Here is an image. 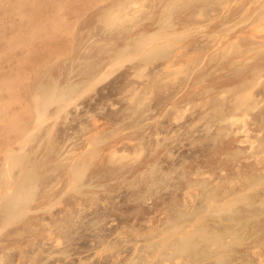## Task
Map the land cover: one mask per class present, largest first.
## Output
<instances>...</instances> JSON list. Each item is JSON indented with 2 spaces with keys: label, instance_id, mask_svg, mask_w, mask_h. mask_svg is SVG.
<instances>
[{
  "label": "rangeland",
  "instance_id": "rangeland-1",
  "mask_svg": "<svg viewBox=\"0 0 264 264\" xmlns=\"http://www.w3.org/2000/svg\"><path fill=\"white\" fill-rule=\"evenodd\" d=\"M0 22V264H264V0H0Z\"/></svg>",
  "mask_w": 264,
  "mask_h": 264
},
{
  "label": "bare ground",
  "instance_id": "bare-ground-1",
  "mask_svg": "<svg viewBox=\"0 0 264 264\" xmlns=\"http://www.w3.org/2000/svg\"><path fill=\"white\" fill-rule=\"evenodd\" d=\"M82 2H83V1H82ZM169 2H170V1H169ZM80 3H81V2H80ZM5 4H6V3H5ZM132 4H133V3H132ZM142 6H143V5H142ZM170 7H171V6H170ZM167 10H169V9H167ZM261 10H263V9H261ZM165 19H166V18H165ZM251 19H253V18H251ZM250 22H251V21H250ZM0 23H1V22H0ZM28 23H29V22H28ZM29 24H30V23H29ZM48 26H49V25H48ZM52 26H53V25H52ZM52 26H51L50 28H52ZM171 26H172V25H171ZM53 29H54V28H52V30H53ZM197 29H198V28H197ZM33 30H34V28H33ZM190 30H192V29L190 28ZM229 30H230V29H229ZM3 31H4V30H3ZM50 32H51V31H50ZM3 33H4V32H3ZM5 33H6V32H5ZM161 33H162V32H161ZM180 33H181V32H180ZM180 33H179V34H180ZM165 34H166V33H165ZM181 34H182V33H181ZM32 35H34V33H33ZM163 35H164V34H163ZM163 35L161 34L162 37H163ZM169 35H171V33H170ZM177 35H178V34H177ZM177 35H176V38H177ZM141 36H142V35H141ZM143 36H144V35H143ZM148 37H149V36H148ZM164 37H165V36H164ZM171 37H172V36H171ZM7 38H8V37H7ZM13 38H14V37H13ZM36 38H37V36H36ZM36 38H35V39H36ZM152 38H153V37H152ZM155 38H156V36H155ZM165 38H167V37H165ZM169 38H170V36H169ZM173 38H175V37H173ZM173 38H172V39H173ZM176 38H175V40H176ZM226 38H227V37H226ZM145 39H146V37H145ZM158 39H161V38H158ZM0 40H1V39H0ZM143 40H144V39H143ZM146 40H147V39H146ZM146 40L143 41V45H144V46H147V45H148L147 48H145V49H148L149 46H150V42L152 41V39L150 38V41H149L148 43H144ZM162 40H163V39H162ZM173 40H174V39H173ZM20 41H21V40H20ZM147 41H148V40H147ZM169 42H170V40H169ZM14 43H15V42H14ZM18 43H19V41H18ZM24 43H25V42H24ZM135 43H136V42H135ZM141 43H142V39H141ZM19 44H20V43H19ZM22 44H23V42H22ZM29 44H30V43H29ZM159 44H163V43H159ZM164 44H165V43H164ZM167 44H168V43H167ZM167 44H166V45H167ZM15 45H16V44H15ZM139 45H140V43H139ZM141 45H142V44H141ZM143 45H142V46H143ZM155 45H156V44H155ZM168 45H169V44H168ZM13 46H14V45H13ZM34 46H35V45H34ZM34 46H33V47H34ZM48 46H49V44H48ZM159 46H160V45H159ZM159 46H158V47H159ZM171 47H172V46H171ZM18 48H19V47H18ZM153 48H154V46H153L151 49H153ZM14 49H15V48H14ZM34 49H35V48H34ZM158 49H161V48H158ZM153 50L155 51V49H153ZM156 50H157V49H156ZM226 50H227V49H226ZM148 51H149V50H148ZM157 51H158V50H157ZM157 51H156V52H157ZM141 52H143V51H141ZM151 52H152V51H151ZM144 53H145V52H144ZM152 53H153V52H152ZM161 53H162V51H161ZM145 54H146V53H145ZM145 54H144V55H145ZM146 55H147V54H146ZM12 59H13V58H12ZM12 59H10V60H12ZM0 61H1V59H0ZM108 67H109V65H108ZM257 74H258V72H257ZM1 75H2V74H1ZM7 75H8V74H7ZM6 78H7V77H6ZM19 80H20V79H19ZM14 81H15V79H14ZM261 81H262V79H261ZM263 81H264V80H263ZM256 82H257V81H256ZM254 83H255V82H254ZM255 84H256V83H255ZM253 85H254V84H253ZM2 86H3V85H2ZM2 86H0V88H1ZM6 86H7V84H6ZM10 86H12V85H10ZM251 86H252V85H251ZM251 86H249V87H251ZM7 87H8V86H7ZM241 87H242V86H241ZM4 88H5V87H4ZM1 89H2V88H1ZM85 89H86V88H85ZM62 90H63V89H62ZM80 91H81V90H80ZM80 91H79V92H80ZM82 92H83V91H82ZM84 92H85V91H84ZM84 92H83V93H84ZM2 93H3V92H2ZM63 93H64V92H63ZM80 93H81V92H80ZM246 94H249V93H246ZM34 95H35V94H34ZM79 95H80V94H79ZM244 95H245V94H244ZM252 95H253V94H252ZM38 96H39V95H38ZM221 96H222V95H221ZM242 96H243V95H242ZM54 97H55V96H54ZM254 97H255V95H254ZM245 98H246V97H245ZM252 98H253V97H252ZM33 99H34V98H33ZM35 99H36V98H35ZM35 99H34V100H35ZM38 99H39V98H38ZM73 99H75V98H73ZM139 100H140V99H139ZM25 102H26V101H25ZM75 102H76V101H75ZM75 102H74V103H75ZM130 102H131V101H130ZM241 103H242V102H241ZM243 103H244V102H243ZM187 104H188V103H187ZM70 105H72V104L70 103ZM242 106H243V105H242ZM25 107L27 108V106H25ZM65 107H68V106L65 105ZM21 109H23V108H21ZM248 109H249V108H248ZM25 110H26V109H25ZM25 110H24V111H25ZM244 111H245V110H244ZM28 112H29V111H28ZM32 113H33V112H32ZM3 115H4V114H3ZM41 116H42V115H41ZM241 116H242V115H241ZM18 117H19V116H18ZM243 117H245V116H243ZM8 118H9V117H8ZM11 118H12V117H11ZM18 119H19V118H18ZM219 119H220V118H219ZM7 120H8V119H7ZM16 120H17V119H16ZM36 121H37V119H36ZM5 122H6V121H5ZM7 122H8V121H7ZM38 122H39V121H38ZM243 122H244V121H243ZM33 123H34V122H33ZM36 123H37V122H36ZM33 127H35V126H33ZM137 127H138V126H137ZM37 128H38V127H37ZM34 129H35V128H34ZM237 130H238V129H237ZM3 131H4V130H3ZM34 131H35V130H34ZM29 132H30V131H29ZM32 132H33V131H32ZM29 135H30V134H29ZM30 137H31V136H30ZM24 140H25V139H24ZM28 140H29V139H28ZM6 143H7V142H6ZM21 143H23V142H20V146L22 145ZM26 143H27V142H26ZM24 145H25V144H24ZM260 145H262V144H260ZM23 147H24V146H22V148H23ZM22 148H21V149H22ZM250 148H251V147H250ZM17 149H18V148H17ZM248 151H249V150H248ZM249 153H250V151H249ZM21 154H22V153H21ZM77 154H78V153H77ZM263 156H264V155H263ZM263 158H264V157H263ZM259 159H260V158H259ZM20 160H21V159H20ZM117 163H118V162H117ZM181 165H182V164H181ZM221 165H222V164H221ZM175 166H176V165H175ZM216 166H217V165H216ZM214 167H215V166H214ZM214 167H213V168H214ZM176 168H177V167H176ZM222 168H223V167H222ZM216 169H217V168H216ZM223 169H224V168H223ZM168 170H169V169H168ZM182 170H183V169H182ZM168 172H169V171H168ZM175 172H176V171H175ZM25 174H26V173H25ZM211 174H212V173H211ZM189 175H190V174H189ZM215 175H216V174H215ZM198 176H199V175H198ZM211 176H212V175H211ZM211 176H210V177H211ZM213 176H214V175H213ZM166 178H167V177H166ZM196 178H197V177H196ZM196 178H195V179H196ZM35 179H36V177H35ZM174 179H175V178H174ZM225 179H226V178H225ZM232 179H233V178H232ZM27 180H28L29 183H31V185H34V181H33L34 179H33L32 177H30V175L27 177ZM203 180H204V179H203ZM230 180H231V179H230ZM35 181H36V180H35ZM144 182H145V181H144ZM198 182H199V181H198ZM200 182H201V181H200ZM200 182H199V183H200ZM207 182H208V181H207ZM209 182H210V181H209ZM213 182H214V181H213ZM243 182H244V181H243ZM186 183H187V182H186ZM241 183H242V182H241ZM152 184H153V183H152ZM189 184H190V183H189ZM208 184H209V183H208ZM208 184H207V185H208ZM243 184H244V183H243ZM165 185H166V184H165ZM250 185H253V184H250ZM258 185H259V184H258ZM189 186H190V185H189ZM197 186H198V185H197ZM201 186H202V185H201ZM261 186H262V185H261ZM261 186H260V187H261ZM263 186H264V185H263ZM204 187H205V186H204ZM204 187H203V188H204ZM257 187H258V186H257ZM192 188H193V187H192ZM195 188H196V187H195ZM197 188H198V187H197ZM200 188H202V187H200ZM244 188H245V187H244ZM135 189H136V188H135ZM193 189H194V188H193ZM263 189H264V188H263ZM11 190H12V189H11ZM145 190H146V189H145ZM226 190H227V189H226ZM261 190H262V188H261ZM201 191H203V189H202ZM11 192H12V191H11ZM153 192H154V191H153ZM194 192H195V191H194ZM208 193H211V192H208ZM208 193H207V194H208ZM157 194H158V193H157ZM159 194H160V193H159ZM235 194H236V193H235ZM238 194H239V193H238ZM242 194H243V193H242ZM187 195H188V194H187ZM196 195H197V194H196ZM198 195L201 196V194H198ZM239 195H240V194H239ZM136 196H137V195H136ZM209 196H211V195H209ZM221 196H222V195H221ZM236 196H237V195H236ZM247 196H248V195H247ZM247 196H246V197H247ZM224 197H225V196H224ZM224 197H223V198H224ZM246 197H245V198H246ZM173 198H174V197H173ZM221 198H222V197H221ZM238 198H239V197H238ZM145 199H146V198H145ZM147 199H148V198H147ZM195 199H196V198H195ZM217 199H218V198H217ZM241 199H242V198H241ZM246 199H247V198H246ZM150 200H151V199H150ZM218 200H220V199H218ZM261 200H262V199H261ZM233 201H235V200L233 199ZM246 201H247V200H246ZM259 201H260V200H259ZM203 202H204V199H203ZM236 202H237V201H235L234 203H236ZM241 202H242V201H241ZM222 203H223V202H222ZM232 203H233V202H232ZM232 203H231V204H232ZM237 203H238V202H237ZM223 204H224V203H223ZM225 204H226V203H225ZM225 204H224V205H225ZM169 205H170V204H169ZM226 205H227V204H226ZM226 205H225V207H226ZM235 205H237V204H235ZM170 206H171V205H170ZM170 206H169V207H170ZM175 206H176V205H175ZM189 206H190V205H189ZM215 206H216V205H214V208H215ZM218 206H219V205H218ZM260 206H261V205H260ZM162 207H163V206H162ZM165 207H166V206H165ZM181 207H182V206H181ZM187 207H188V205H187ZM166 208H168V207H166ZM183 208H184V207H183ZM219 208H220V207H219ZM28 209H29V208H28ZM35 209H36V208H35ZM168 209H169V208H168ZM211 209H212V208H211ZM230 209H231V208H230ZM180 210H181V209H180ZM180 210H179V211H180ZM185 210H186V209H185ZM220 210H221V209H220ZM220 210H219V211H220ZM227 210H228V209H227ZM172 211H173V210H172ZM186 211H187V210H186ZM188 211H190V210H188ZM211 211H212V210H211ZM235 211H236V210H235ZM23 212H24V211H23ZM162 212H163V211H162ZM168 212H171V211H168ZM180 212H181V211H180ZM222 212H224V211H222ZM233 212H234V211H233ZM261 212H262V211H261ZM18 213H19V212H18ZM21 213H22V212H21ZM177 213H178V212H177ZM182 213H184V212H182ZM200 213H201V212H200ZM209 213H210V212H209ZM209 213H208V214H209ZM218 213H219V212H218ZM234 213H235V212H234ZM16 214H17V213H16ZM165 214H166V213H165ZM169 214H170V213H169ZM211 214H212V213H211ZM11 215H12V214H11ZM191 215H192V212H191ZM215 215H216V214H215ZM261 215H262V213H261ZM263 215H264V214H263ZM212 216H213V215H212ZM212 216H209V217L212 218ZM174 217H175V216H174ZM174 217H173V218H174ZM176 217H177V216H176ZM179 217H180V216H179ZM215 217H217V216H215ZM215 217H214V218H215ZM180 218H181V217H180ZM204 218H206V217H204ZM166 219H167V218H166ZM174 219H175V218H174ZM176 219H179V218H176ZM169 220H170V219H169ZM188 220H189V219H188ZM192 220H193V219H192ZM209 220H210V219H209ZM219 220H220V218H219ZM222 220H223V219H222ZM172 221H173V220H172ZM231 221H233V220H231ZM166 222L168 223V221H166ZM166 222H164V223H166ZM169 222H170V221H169ZM173 222H174V221H173ZM179 222H180V221H179ZM179 222H178V223H179ZM206 222H207V221H206ZM239 222H241V221L239 220ZM161 223H162V222H161ZM171 223H172V222H171ZM186 223H187V222H186ZM208 223H209V222H208ZM214 223H216V222H214ZM218 223H219V222H218ZM109 224H110V223H109ZM196 224H197V223H196ZM236 224H238V223H236ZM184 225H186V224H184ZM187 225H188V224H187ZM162 226H164V224H163ZM188 226H189V225H188ZM196 226H197V225H196ZM159 227H160V226H159ZM165 227H166V226H165ZM165 227H164V228H165ZM170 227H171V226H170ZM194 227H195V226H194ZM197 227H198V226H197ZM197 227H196V228H197ZM208 227H209V226H208ZM149 228H150V227H149ZM149 228H148V230H149ZM153 228H154V227H153ZM189 228H191V227H189ZM201 228H202V227H201ZM159 229H160V228H159ZM215 229H216V228H215ZM217 229H218V228H217ZM144 230H145V229H144ZM160 230H161V229H160ZM190 230H191V229H190ZM194 230H196V229H194ZM170 231H171V230H170ZM208 231H209V230H208ZM211 231H212V230H211ZM211 231H210V232H211ZM217 231H218V230H217ZM147 232H148V231H147ZM151 232H152V231H151ZM154 232H155V231H154ZM159 232H160V231H159ZM166 232H167V231H166ZM166 232H165V233H166ZM192 232H193V231H192ZM165 233H164V236H165ZM171 233H173V234H175V235H177V236H188V235L190 234V231H189V230H186V229H185V231H184V229H183V231H181V230H179V228H178V230L171 231ZM208 233H209V232H208ZM208 233H207V235H208ZM214 233H215V232H214ZM214 233H211V234H214ZM147 234H148V233H147ZM205 234H206V233H205ZM205 234H204V235H205ZM209 234H210V233H209ZM5 235H6V234H5ZM192 235H193V234H192ZM199 235H200V233H199ZM158 236H159V235H158ZM158 236H157V237H158ZM197 236H198V234H197ZM202 236H203V235H202ZM157 237L154 238V239H155V240L158 239ZM159 237H160V236H159ZM189 237H190V236H189ZM194 237H195V235H194ZM200 237H201V235H200ZM204 237H206V236H204ZM217 237H218V236H217ZM220 237H221V236H220ZM195 238H196V237H195ZM208 238H209V237H208ZM169 239H170V238H169ZM199 239H200V238H199ZM139 240H140V239H139ZM163 240H164V239H163ZM189 240H190V239H189ZM197 240H198V239H197ZM206 240H207V238H206ZM215 240H216V239H215ZM57 241H58V240H57ZM157 241H158V240H157ZM162 242H163V241H162ZM211 242H212V241H211ZM152 243H154V242H152ZM155 243H157V242H155ZM163 243H165V242H163ZM169 243H170V242H169ZM176 243H177V242H176ZM199 243H200V242H199ZM201 243H202V241H201ZM183 244H184V243H183ZM197 244H198V243H197ZM203 244H205V243H203ZM153 245H154V244H153ZM160 245H163V244H160ZM173 245H174V243H173ZM210 245H212V244H210ZM148 246H149V245H148ZM158 246H159V245H158ZM184 246H185V244H184ZM200 246H201V245H200ZM263 246H264V245H263ZM175 247H176V246H175ZM191 247H192V245H191ZM191 247H190V248H191ZM201 247H202V246H201ZM185 248H186V246H185ZM197 248H198V247H197ZM210 248H211V247H210ZM210 248H209V249H210ZM171 249H172V248H171ZM186 249H189V248H186ZM191 249H192V248H191ZM228 249H229V248H228ZM192 250H193V249H192ZM259 250H260V249H259ZM181 251H182V250H181ZM194 251H197V250H194ZM194 251H191V253L194 252ZM202 251H203V250H202ZM213 252H214V251H213ZM213 252H212V253H213ZM153 253H154V252H153ZM160 253H162V252H160ZM181 253H182V252H181ZM186 253H187V252H185L184 255H185ZM188 253H190V251H189ZM188 253H187V254H188ZM191 253H190V254H191ZM214 253H215V252H214ZM157 254H158V253H157ZM170 254H171V253H170ZM199 254H200V253H199ZM237 254H239V253H237ZM162 255H163V254H162ZM177 255H178V254H177ZM182 255H183V253H182ZM184 255H183V256H184ZM191 255H193V254H191ZM201 255H202V254H201ZM152 256H153V255H152ZM179 256L181 257V255H179ZM198 256H199V255H198ZM207 256H208V255H207ZM216 256L218 257V255H216ZM166 257H167V256H166ZM168 257H169V255H168ZM201 257H202V256H201ZM219 257H220V256H219ZM259 257H260V256H259ZM155 258H156V257H155ZM182 258H184V257H182ZM196 258H197V257H196ZM205 258H206V257H205ZM224 258H225V257H224ZM224 258H222V259H224ZM164 259H165V258H164ZM184 259H186V258H184ZM198 259H200V258H198ZM206 259H207V258H206ZM210 259H211V258H210ZM213 259L215 260V258H213ZM192 260H193V259H192ZM194 261H195V260H194ZM212 262H214V261H212ZM220 262H221V261H220ZM192 263H193V262H192ZM194 263H195V262H194ZM194 263H193V264H194ZM184 264H185V263H184ZM224 264H225V263H224ZM226 264H228V263H226Z\"/></svg>",
  "mask_w": 264,
  "mask_h": 264
}]
</instances>
